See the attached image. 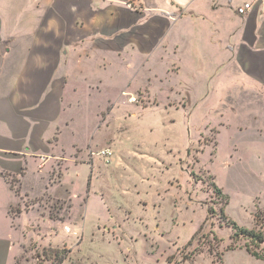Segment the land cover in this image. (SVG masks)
<instances>
[{"label":"crops","instance_id":"obj_1","mask_svg":"<svg viewBox=\"0 0 264 264\" xmlns=\"http://www.w3.org/2000/svg\"><path fill=\"white\" fill-rule=\"evenodd\" d=\"M110 90L217 112L215 142L263 138L264 0H0V264L26 241L20 201H72L55 161L73 148L74 112L99 131Z\"/></svg>","mask_w":264,"mask_h":264},{"label":"rangeland","instance_id":"obj_2","mask_svg":"<svg viewBox=\"0 0 264 264\" xmlns=\"http://www.w3.org/2000/svg\"><path fill=\"white\" fill-rule=\"evenodd\" d=\"M111 91L99 96L105 110L116 103L99 131L86 126L92 112H74L65 137L73 148L55 161V181L70 170L72 201L40 197L11 212L26 228L14 264H53L51 250L69 251L63 264H264L231 239L227 222L258 231L255 217L264 219V137L215 142L217 112L170 110L158 91L157 106L141 92L130 104ZM103 149L108 161L97 156Z\"/></svg>","mask_w":264,"mask_h":264},{"label":"trees","instance_id":"obj_3","mask_svg":"<svg viewBox=\"0 0 264 264\" xmlns=\"http://www.w3.org/2000/svg\"><path fill=\"white\" fill-rule=\"evenodd\" d=\"M88 187L90 185L88 181ZM216 193L223 199L224 204L227 206L229 203V198L222 194V192L217 188L215 189ZM212 212L211 209H208V215ZM222 215L225 218L223 212ZM256 225L259 226V230H249L246 228L239 227L235 222L228 221V224L232 229L231 239L233 241H244V247L248 254H250L253 258L259 261H264V219H261L259 215H256ZM44 253H47L45 250ZM50 253L52 255L48 256L50 259L53 258V264H63L67 259V253L69 251L66 250H51ZM48 258V259H49ZM47 259V258H46Z\"/></svg>","mask_w":264,"mask_h":264},{"label":"built area","instance_id":"obj_4","mask_svg":"<svg viewBox=\"0 0 264 264\" xmlns=\"http://www.w3.org/2000/svg\"><path fill=\"white\" fill-rule=\"evenodd\" d=\"M252 3H249V2H245L242 6L238 7L236 9V13L240 16H244L246 15L247 13H249L251 10H252ZM128 97L127 101L128 103L130 104H135L137 103V99L134 97V96H131V95H126ZM97 156L101 157L102 159H105V160H109L111 157H112V152L109 150V149H103L101 151H99L97 153ZM9 182V185L10 187L12 188V190L17 193L18 190H19V186L18 184L14 181V179H10L8 180ZM51 205H56V202L52 203ZM52 206V207H53ZM64 231L65 232H69V228L68 227H64Z\"/></svg>","mask_w":264,"mask_h":264}]
</instances>
